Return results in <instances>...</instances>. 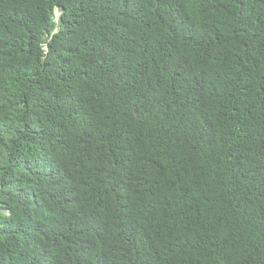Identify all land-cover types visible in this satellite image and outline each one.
<instances>
[{
  "label": "trees",
  "instance_id": "1",
  "mask_svg": "<svg viewBox=\"0 0 264 264\" xmlns=\"http://www.w3.org/2000/svg\"><path fill=\"white\" fill-rule=\"evenodd\" d=\"M0 264H264V0H0Z\"/></svg>",
  "mask_w": 264,
  "mask_h": 264
},
{
  "label": "clouds",
  "instance_id": "2",
  "mask_svg": "<svg viewBox=\"0 0 264 264\" xmlns=\"http://www.w3.org/2000/svg\"><path fill=\"white\" fill-rule=\"evenodd\" d=\"M57 12H58V8L55 9V16L57 15Z\"/></svg>",
  "mask_w": 264,
  "mask_h": 264
}]
</instances>
